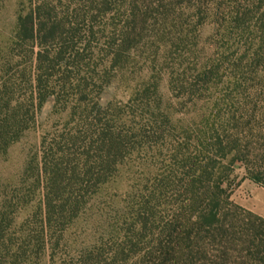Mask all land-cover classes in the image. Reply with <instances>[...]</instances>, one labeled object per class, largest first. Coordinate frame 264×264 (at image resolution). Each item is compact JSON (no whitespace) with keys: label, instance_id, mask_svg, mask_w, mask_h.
I'll list each match as a JSON object with an SVG mask.
<instances>
[{"label":"rangeland","instance_id":"rangeland-1","mask_svg":"<svg viewBox=\"0 0 264 264\" xmlns=\"http://www.w3.org/2000/svg\"><path fill=\"white\" fill-rule=\"evenodd\" d=\"M40 1L0 0V94L3 81L13 78L12 102L29 90L19 71L34 68L38 49L31 53L16 40V17ZM55 1L57 12L72 6ZM111 6L90 21L94 35L85 38L81 31L77 47L85 50L66 58L53 77L59 82L51 83L57 88L60 74L67 73V88L83 89L84 100L78 102L79 94L59 103L48 98L29 128L0 151V209L14 203L6 209L17 223L32 211L41 193L32 185L42 138L60 132L71 109L86 111L87 121L107 112L103 123L115 121L129 130L127 152L61 235L56 264L94 247L109 252L126 236L135 252L122 262L104 252L100 264H223L219 239L184 225L173 213L185 198L190 159L203 160L197 145L208 141V122L216 115L233 117L240 137L246 125L263 123L264 0H113ZM121 29L128 43L113 61L101 49ZM252 135L246 138L254 143ZM220 167L229 201L264 218V186L250 180L239 163L225 160ZM39 255L38 264H48L50 249Z\"/></svg>","mask_w":264,"mask_h":264},{"label":"trees","instance_id":"trees-1","mask_svg":"<svg viewBox=\"0 0 264 264\" xmlns=\"http://www.w3.org/2000/svg\"><path fill=\"white\" fill-rule=\"evenodd\" d=\"M111 1L69 0L72 6L65 5L57 12L55 0H42L25 13L17 14L16 40L31 53L34 47L38 49L34 68L27 70L24 67L19 71L20 78L25 81L23 88H29L24 90L22 99L12 102V93L16 89L13 78L3 81L0 151L29 128L37 110L48 98L59 103L67 96L79 94L78 102L84 100L83 89L73 92L67 88L66 81L71 79L67 73L60 74L62 84L57 88L51 83L59 82L53 77L66 58L75 53L78 55L79 49L85 50V46L77 47L81 31L85 38L94 35L90 21L108 14L112 9ZM106 38L107 46L101 52L107 50L115 61L128 43L127 32L121 29L117 36ZM259 42L264 46V33ZM85 112L71 109L63 129L42 138L41 157L32 185L41 193L28 216L17 223L14 214L10 215L6 209L14 203L4 204L0 209V256L3 252L6 256L3 264H38L39 254L47 247L50 249L48 264H56L61 235L86 205L88 196L107 180L127 152L128 129L115 121L103 123L107 112L104 115L97 112L102 116L96 119L94 114L93 120L89 121ZM221 117L216 115L214 121L208 122V141L205 139L197 145L201 146L198 153H205L203 160L190 159L185 172V198L173 215L183 220L186 226L208 230L212 240L218 238L225 254L223 264H264V218L229 201V184L225 186L227 180L218 175L225 160L230 166L239 163L250 180L264 186V119L262 125H246L242 129L246 136L240 137L233 117L226 120ZM144 125L147 129L152 128L149 122ZM94 126L98 127L90 129ZM251 133L256 141L261 142L256 144L246 138ZM17 226L15 230L13 227ZM128 242L126 236L117 240L109 252L94 247L79 257L61 259L57 264H100L104 252L122 262L130 252H135Z\"/></svg>","mask_w":264,"mask_h":264}]
</instances>
